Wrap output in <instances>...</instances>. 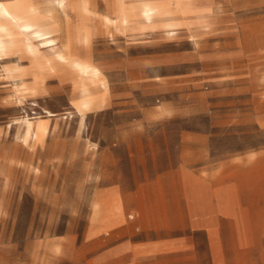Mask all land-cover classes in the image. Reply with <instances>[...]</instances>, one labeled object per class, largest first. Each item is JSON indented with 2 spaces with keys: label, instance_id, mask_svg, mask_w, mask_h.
Returning a JSON list of instances; mask_svg holds the SVG:
<instances>
[{
  "label": "rangeland",
  "instance_id": "1",
  "mask_svg": "<svg viewBox=\"0 0 264 264\" xmlns=\"http://www.w3.org/2000/svg\"><path fill=\"white\" fill-rule=\"evenodd\" d=\"M92 1L0 51V264H264V0Z\"/></svg>",
  "mask_w": 264,
  "mask_h": 264
},
{
  "label": "bare ground",
  "instance_id": "2",
  "mask_svg": "<svg viewBox=\"0 0 264 264\" xmlns=\"http://www.w3.org/2000/svg\"><path fill=\"white\" fill-rule=\"evenodd\" d=\"M143 1L145 7L142 12L148 15L154 7L149 3L150 0ZM53 2H58L65 12L78 8L77 0H1L0 51H19L32 47L34 39L54 38L60 31L55 17L49 9L41 8V3L53 5ZM120 10L123 11V7ZM55 52L60 54L62 48L59 46ZM76 66L80 70L96 71L90 62H76Z\"/></svg>",
  "mask_w": 264,
  "mask_h": 264
},
{
  "label": "crops",
  "instance_id": "3",
  "mask_svg": "<svg viewBox=\"0 0 264 264\" xmlns=\"http://www.w3.org/2000/svg\"><path fill=\"white\" fill-rule=\"evenodd\" d=\"M164 1V0H163ZM202 0H165L166 3L168 4H174V5H184L187 3V5H189L190 8H192V11L195 13H209L212 14V18H211V23L214 21L215 16L212 13V7L209 4L210 0H203V3H200ZM159 4V1H158ZM180 9V8H179ZM178 9V10H179ZM184 10H179L178 11V17H179V21L181 22V26H188L184 19H183V15H184ZM259 27L263 28L264 27V18L263 20L259 23Z\"/></svg>",
  "mask_w": 264,
  "mask_h": 264
},
{
  "label": "built area",
  "instance_id": "4",
  "mask_svg": "<svg viewBox=\"0 0 264 264\" xmlns=\"http://www.w3.org/2000/svg\"><path fill=\"white\" fill-rule=\"evenodd\" d=\"M1 1V0H0Z\"/></svg>",
  "mask_w": 264,
  "mask_h": 264
}]
</instances>
